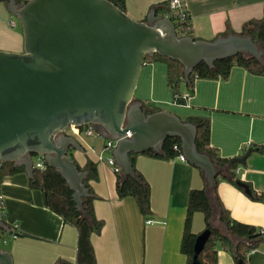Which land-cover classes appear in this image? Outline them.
I'll return each instance as SVG.
<instances>
[{
	"label": "water",
	"instance_id": "obj_1",
	"mask_svg": "<svg viewBox=\"0 0 264 264\" xmlns=\"http://www.w3.org/2000/svg\"><path fill=\"white\" fill-rule=\"evenodd\" d=\"M7 2L20 25L23 48L22 53L0 51V164L22 166L30 179L33 158L42 157L66 182L80 209L88 195L85 174L69 153L81 146L66 132L92 126L99 137L114 142L112 156L123 175L131 173L130 154H160L166 139H178L185 162L201 170L206 189L212 186L216 172L196 151V127L163 111L144 116L134 92L146 57L178 62L186 82L201 63L212 67L238 54L259 60L264 52L249 38L227 35L207 42L179 37L167 18L150 12L135 21L109 0ZM250 153L230 164L244 165ZM0 229L7 231L1 221ZM208 236L209 231L197 236L193 264ZM0 264H13L1 247Z\"/></svg>",
	"mask_w": 264,
	"mask_h": 264
},
{
	"label": "crops",
	"instance_id": "obj_2",
	"mask_svg": "<svg viewBox=\"0 0 264 264\" xmlns=\"http://www.w3.org/2000/svg\"><path fill=\"white\" fill-rule=\"evenodd\" d=\"M31 0H17L25 3ZM126 15L143 21L151 7L169 0H124ZM193 38L211 42L229 31L240 33L244 23L264 18V0H185ZM7 0L0 1V51L22 53L23 39L16 22L9 28L11 15ZM157 17L166 18L157 12ZM14 20V18L12 17ZM186 97L184 106L172 103V93L166 85V66L144 64L134 92V100L158 108L185 120L190 116L208 117L210 146L222 158L241 157L253 145H264V77L250 75L245 70L232 68L226 81L194 83L191 95L182 85ZM74 137L81 146L72 150L70 159L82 168L87 161L96 164L98 180L90 183L96 197L93 210L103 222L99 235L91 237L96 264H186L180 253V241L191 190L206 188L199 169L187 162L174 159L158 160L137 155L135 169L143 176L150 189V223L141 217L132 198L118 199L116 172L107 164L111 153L104 152L105 139L93 136ZM114 160V159H113ZM115 162V160H114ZM117 166V165H116ZM237 179L248 184L260 195L264 193V155L250 153L244 165H239ZM120 174L121 170L118 172ZM23 173L5 175L1 179L4 201V223L12 227L15 238L7 236L6 250L13 264H53L65 260L76 264L77 233L43 206L39 191L28 185ZM215 212L214 227L225 231L217 220V203L210 193ZM216 195L230 217L244 225L264 231V204L248 198L235 186L219 181ZM192 232L201 234L203 216L196 213ZM5 242V241H4ZM264 244L249 254L246 264H264ZM217 264H234L230 254L217 251Z\"/></svg>",
	"mask_w": 264,
	"mask_h": 264
},
{
	"label": "trees",
	"instance_id": "obj_3",
	"mask_svg": "<svg viewBox=\"0 0 264 264\" xmlns=\"http://www.w3.org/2000/svg\"><path fill=\"white\" fill-rule=\"evenodd\" d=\"M109 1L121 12L126 14L124 0ZM166 3L167 2H164L151 7L149 13L154 12L157 16L156 13L160 12L164 15L168 12ZM18 4L22 3L18 2ZM169 21L172 22L171 20ZM172 25L179 37L194 39L189 24L181 28H178L173 22ZM227 35L247 37L258 50L264 52V18L250 20L244 23L238 34L226 31L217 36V38L226 37ZM152 63H160L166 66V85L171 91L172 97L176 96L175 99H172V103L175 106L185 105L186 99L183 98L180 92L182 85L185 86L187 92L191 95L196 81H226L234 67L241 68L250 75L264 77V62L251 58L246 54H238L235 57L217 61L212 67H208L206 64L201 63L190 73L186 82L184 81L183 67L178 62L158 55L145 58L144 64ZM138 103L141 105L144 116L160 112L158 108L151 105L142 102ZM182 121L196 127V151L209 159L215 169L216 177L210 188L206 189L204 187L200 190H191L188 194L180 241V253L185 257L186 264H193L194 244L198 235L192 232L191 225L193 216L199 213L203 216L205 225L204 231H209V236L202 250L197 255L195 263L217 264V251L218 249H222L230 254L234 264H238L239 261L246 264L249 254L260 245L264 244V231L257 230L252 226L244 225L233 220L229 212L224 209L219 202L216 195V188L219 181H225L235 186L251 200L262 204H264V193L257 195L248 184L239 181L235 175V170L239 165L230 164L231 159L220 157L217 150L210 146V121L208 117L190 116ZM249 149H251V153L264 155V145H253ZM141 155L164 161L174 160L177 159L179 155H182L180 142L178 139H166L161 147L160 154L148 151ZM136 156L137 155L134 154L129 155V161L132 166L131 173L127 175L120 173L116 174L115 190L120 200L132 198L136 203L141 217L145 221H150L152 219L150 189L143 176L134 167ZM75 166L80 172L85 174L83 185L88 193L86 197L81 199L80 209H78L73 202V193L69 190L66 182L56 170L52 168L47 166L44 169L32 168V177L29 179L28 185L30 189L40 192L43 206L47 210L57 215L64 225L73 227L76 230V264H96L91 237L100 234L103 228V222L96 219L94 215L93 202L96 197L90 187V183L98 180L97 167L96 164L91 161H87L82 168L78 167L76 164ZM199 171L203 177V173L201 170ZM23 172L24 167L22 166H14L12 163L0 164V179L5 175H15ZM238 183L243 184L245 188L239 187ZM210 193L217 203V220L224 228V232L214 227L215 212L211 206ZM3 219L0 221L5 225L7 231L0 229L1 243L7 238L8 232H12V236H17L12 227L5 224ZM53 264L71 263L65 260H57Z\"/></svg>",
	"mask_w": 264,
	"mask_h": 264
},
{
	"label": "built area",
	"instance_id": "obj_4",
	"mask_svg": "<svg viewBox=\"0 0 264 264\" xmlns=\"http://www.w3.org/2000/svg\"><path fill=\"white\" fill-rule=\"evenodd\" d=\"M167 7V13H165L166 18L168 20H171L178 28L184 27L185 25H190L189 23V14H188V8L185 0H169L166 3ZM171 22V23H172ZM9 28H14L15 27V22L14 20L11 19L7 23ZM175 29V28H174ZM176 35L177 31L175 30ZM187 96H183L184 99H186ZM176 96H173V99H175ZM68 130H71L72 135L76 137H81V136H93L94 135V130L92 126H84V127H70ZM127 137H129V134H127ZM114 148V142L107 140L105 147H104V152L111 153L113 152ZM175 149V148H174ZM180 161L185 162L184 158L182 155H179L178 158ZM107 164L114 169L116 173L120 171V168H118L113 160L112 157H109L106 159ZM46 166L43 162L42 157H34L33 158V167L36 169H44ZM238 169L235 170L236 173H238ZM5 217V211H4V201H3V196L1 192V179H0V220ZM146 223H150V221H146ZM12 238H15V236H12ZM4 243V241H3ZM257 249L253 250L256 251ZM252 251V252H253ZM264 252V250H263Z\"/></svg>",
	"mask_w": 264,
	"mask_h": 264
},
{
	"label": "rangeland",
	"instance_id": "obj_5",
	"mask_svg": "<svg viewBox=\"0 0 264 264\" xmlns=\"http://www.w3.org/2000/svg\"><path fill=\"white\" fill-rule=\"evenodd\" d=\"M14 21L16 22L18 28L20 29V25H19L18 21H17L15 18H14ZM259 60H261V61L264 62V55H263L261 58H259ZM7 238H8L7 240L10 239L9 237H7ZM7 240L5 239V242H4V243H1V242H0V247H1L2 249H7V245H6V241H7Z\"/></svg>",
	"mask_w": 264,
	"mask_h": 264
}]
</instances>
